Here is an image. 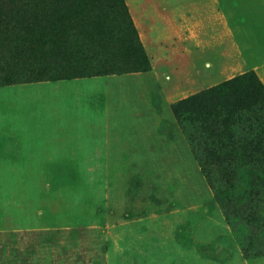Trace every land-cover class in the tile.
I'll return each mask as SVG.
<instances>
[{"label": "rangeland", "instance_id": "374dc122", "mask_svg": "<svg viewBox=\"0 0 264 264\" xmlns=\"http://www.w3.org/2000/svg\"><path fill=\"white\" fill-rule=\"evenodd\" d=\"M249 73L264 0H0V264H264L175 112Z\"/></svg>", "mask_w": 264, "mask_h": 264}, {"label": "trees", "instance_id": "16d2710c", "mask_svg": "<svg viewBox=\"0 0 264 264\" xmlns=\"http://www.w3.org/2000/svg\"><path fill=\"white\" fill-rule=\"evenodd\" d=\"M175 112L190 119L191 143L216 198L232 208L236 203L229 214L248 220L253 229L264 234L260 209L264 205L262 83L252 73L236 76L183 100ZM240 181L250 185L243 195L235 193Z\"/></svg>", "mask_w": 264, "mask_h": 264}]
</instances>
